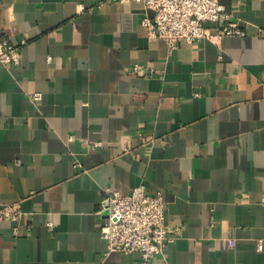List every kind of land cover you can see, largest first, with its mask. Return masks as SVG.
<instances>
[{"label": "crops", "instance_id": "0c3cea01", "mask_svg": "<svg viewBox=\"0 0 264 264\" xmlns=\"http://www.w3.org/2000/svg\"><path fill=\"white\" fill-rule=\"evenodd\" d=\"M99 1L0 0L20 49L0 64V209L22 213L0 264H138L107 254L98 210L140 184L178 228L151 264H264V0H219L245 35L170 53L141 5Z\"/></svg>", "mask_w": 264, "mask_h": 264}, {"label": "built area", "instance_id": "2783aa9c", "mask_svg": "<svg viewBox=\"0 0 264 264\" xmlns=\"http://www.w3.org/2000/svg\"><path fill=\"white\" fill-rule=\"evenodd\" d=\"M105 1L141 5L144 11L141 24L146 29L148 39L163 41L169 53L182 41L192 44L245 35L219 0H103L88 10L101 7ZM206 24L213 25L216 32L212 33ZM19 60V47L11 45L8 40L0 41V64L4 67L15 66ZM131 70L137 75L158 74L140 65H134ZM39 98V95L32 96L34 101ZM97 145L93 143V146ZM77 167L78 164H75L74 168ZM102 192L98 214L103 216L100 237L107 244V254L137 253L140 255L138 264H151L156 256L163 255L166 246L175 240L174 233L178 228L165 223L162 191L148 193L145 186L140 184L126 195L110 187L103 188ZM21 214L18 205L5 206L0 209V220L17 221ZM48 227L51 231L52 224L48 223ZM229 244L233 245V242L229 241ZM258 248L262 249L260 245Z\"/></svg>", "mask_w": 264, "mask_h": 264}]
</instances>
